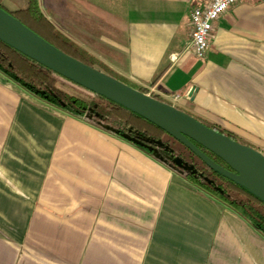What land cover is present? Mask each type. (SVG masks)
Returning a JSON list of instances; mask_svg holds the SVG:
<instances>
[{"label": "crops", "instance_id": "obj_1", "mask_svg": "<svg viewBox=\"0 0 264 264\" xmlns=\"http://www.w3.org/2000/svg\"><path fill=\"white\" fill-rule=\"evenodd\" d=\"M206 1L38 0L117 78L264 152V0L229 6L197 58ZM0 264H264V236L160 153L0 73Z\"/></svg>", "mask_w": 264, "mask_h": 264}, {"label": "trees", "instance_id": "obj_2", "mask_svg": "<svg viewBox=\"0 0 264 264\" xmlns=\"http://www.w3.org/2000/svg\"><path fill=\"white\" fill-rule=\"evenodd\" d=\"M0 8L63 53L145 93L143 88L117 78L92 55L62 35L43 16L38 0H0ZM0 73L48 105L77 117L90 112L94 119L113 129L118 136L148 152H160L171 166L183 173L190 184L249 221L264 236L262 199L245 186L211 170L188 148L142 117L52 71L2 41H0ZM152 97L165 102L158 96ZM180 110L189 114L186 110ZM196 119L232 140L254 148L236 134L207 121ZM139 120L147 122L156 130L149 131L143 128L139 125ZM194 144L215 162L230 169L218 157L200 145ZM254 149L259 151L257 148ZM262 153L264 155V152Z\"/></svg>", "mask_w": 264, "mask_h": 264}, {"label": "water", "instance_id": "obj_3", "mask_svg": "<svg viewBox=\"0 0 264 264\" xmlns=\"http://www.w3.org/2000/svg\"><path fill=\"white\" fill-rule=\"evenodd\" d=\"M0 41L65 78L129 109L172 136L211 170L245 186L264 201L262 152L238 143L173 105L161 102L63 53L1 8ZM194 143L218 157L230 169L215 162Z\"/></svg>", "mask_w": 264, "mask_h": 264}, {"label": "built area", "instance_id": "obj_4", "mask_svg": "<svg viewBox=\"0 0 264 264\" xmlns=\"http://www.w3.org/2000/svg\"><path fill=\"white\" fill-rule=\"evenodd\" d=\"M240 0H207L203 5L190 10L192 31L190 44L192 52L197 58L205 55L209 48V37L214 21L228 9L229 6ZM176 98L179 95L175 96Z\"/></svg>", "mask_w": 264, "mask_h": 264}, {"label": "rangeland", "instance_id": "obj_5", "mask_svg": "<svg viewBox=\"0 0 264 264\" xmlns=\"http://www.w3.org/2000/svg\"><path fill=\"white\" fill-rule=\"evenodd\" d=\"M139 125L145 129L149 130V131H155L156 130V128H154L153 126H151L150 124H148L147 122H144L142 120H139Z\"/></svg>", "mask_w": 264, "mask_h": 264}, {"label": "flooded vegetation", "instance_id": "obj_6", "mask_svg": "<svg viewBox=\"0 0 264 264\" xmlns=\"http://www.w3.org/2000/svg\"><path fill=\"white\" fill-rule=\"evenodd\" d=\"M154 152H158V151H154ZM158 153H160V152H158ZM161 154V153H160ZM162 155V154H161ZM163 156V155H162Z\"/></svg>", "mask_w": 264, "mask_h": 264}]
</instances>
